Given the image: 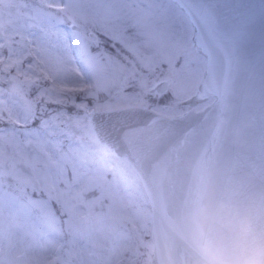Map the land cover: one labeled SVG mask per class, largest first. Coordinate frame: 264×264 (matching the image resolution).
Listing matches in <instances>:
<instances>
[{"label": "rangeland", "instance_id": "374dc122", "mask_svg": "<svg viewBox=\"0 0 264 264\" xmlns=\"http://www.w3.org/2000/svg\"><path fill=\"white\" fill-rule=\"evenodd\" d=\"M193 36L172 0H0V264H150L142 182L89 113L211 104L187 103L206 70Z\"/></svg>", "mask_w": 264, "mask_h": 264}, {"label": "water", "instance_id": "95a60500", "mask_svg": "<svg viewBox=\"0 0 264 264\" xmlns=\"http://www.w3.org/2000/svg\"><path fill=\"white\" fill-rule=\"evenodd\" d=\"M172 1L188 16L206 60L187 103L214 102L176 117L137 105L89 113L98 140L142 182L152 210L150 264L180 259L166 217L193 163L204 162L221 189L264 203V0ZM167 88L166 81L155 87L160 93Z\"/></svg>", "mask_w": 264, "mask_h": 264}, {"label": "clouds", "instance_id": "9594fccd", "mask_svg": "<svg viewBox=\"0 0 264 264\" xmlns=\"http://www.w3.org/2000/svg\"><path fill=\"white\" fill-rule=\"evenodd\" d=\"M166 226L181 250L170 264H264V203L221 189L202 161L188 168Z\"/></svg>", "mask_w": 264, "mask_h": 264}, {"label": "flooded vegetation", "instance_id": "af4514ba", "mask_svg": "<svg viewBox=\"0 0 264 264\" xmlns=\"http://www.w3.org/2000/svg\"><path fill=\"white\" fill-rule=\"evenodd\" d=\"M5 50H6V49H5L4 47H1V48H0V55H1V56H0V60H1V61H0V69H2V70L6 73L7 70H4V69H5L4 66H5V62H6V61L3 60L4 56H3V54H2L3 52H5ZM3 68H4V69H3ZM0 72H2V71H0ZM0 80H1V79H0Z\"/></svg>", "mask_w": 264, "mask_h": 264}]
</instances>
